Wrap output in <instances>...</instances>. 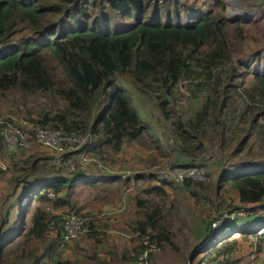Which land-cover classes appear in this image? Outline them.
Returning a JSON list of instances; mask_svg holds the SVG:
<instances>
[{"label": "trees", "instance_id": "1", "mask_svg": "<svg viewBox=\"0 0 264 264\" xmlns=\"http://www.w3.org/2000/svg\"><path fill=\"white\" fill-rule=\"evenodd\" d=\"M185 2L0 0V92L36 95L51 103L38 107L37 119L12 127L27 134L43 129L89 135L91 139L82 148L105 166L61 172L52 165L54 153L39 147L12 152L0 143V162L5 165V169L0 167L4 172L0 174V204L5 201L2 212L0 206V264H47L55 251L69 258L70 247L83 234L93 240L90 255L97 257L94 249L102 245H96L92 232L97 227L95 218L74 211L69 199L79 186L96 189L117 182L154 180L152 193L177 184L198 196L193 187L204 182L176 183L145 172L122 179L106 172L108 160L121 157L124 148L141 141L158 152L157 159L170 158V166L204 168L208 145L221 152L228 139L241 138L226 161L211 157L218 172L215 184L207 190H214L225 203L232 196L250 207L229 208L227 204L226 215L242 210L246 216L235 217L216 230L211 224L224 212L204 221L205 237L190 252L189 260L195 264H249L253 248L264 250V240L255 246L251 242L264 228V48L255 53L244 51L249 41L256 40L249 17L228 21L221 12L188 9ZM216 2L223 10L221 0ZM261 14L263 18L264 11ZM246 79L249 83L243 86ZM187 107L190 113L183 120L180 116ZM153 109L163 116L160 124L148 119L147 113ZM166 121L171 139L167 144L173 145L172 139L179 144L169 156L156 134V127ZM7 126L0 124V131ZM23 159H27L25 168L18 167ZM48 193L56 198L54 204ZM126 194L121 201L125 202ZM206 194L204 199L209 201ZM33 202L41 206L30 213ZM47 203L44 212L41 207ZM53 205L85 219L83 233L64 248L47 244L37 256V250H25L22 241L43 240L45 231L54 227L53 243L59 246L65 213L48 211ZM214 206L217 212L220 206ZM103 212L102 219L107 220V211ZM162 221V210L157 207L136 221L135 232L170 245V231L159 228ZM236 233L242 240L231 238ZM141 239L137 248H131L132 256L114 250L120 254L95 264H134L144 252L148 263L149 248ZM125 248L131 250L129 244Z\"/></svg>", "mask_w": 264, "mask_h": 264}, {"label": "rangeland", "instance_id": "2", "mask_svg": "<svg viewBox=\"0 0 264 264\" xmlns=\"http://www.w3.org/2000/svg\"><path fill=\"white\" fill-rule=\"evenodd\" d=\"M184 1L186 0H181V2ZM251 1L253 0H221L224 6L223 10H221L220 5L216 4V0H187L184 4L189 5L188 9L198 8L203 11L212 9L213 11L221 12L222 16L225 17V11L229 6L240 7L244 10V12L245 10H250L249 14L252 12L257 14L258 10H262L261 7L264 6V0ZM248 5L250 7H248ZM183 15L184 14H182V16ZM248 17L251 18L252 16L248 15ZM254 24H259L257 26L259 35H257L255 41L248 42V45L244 50L246 54L255 53L256 51L261 52L264 48V30L261 29L264 28V20L259 18V20L255 21ZM120 25L123 27L122 24ZM20 35L23 36L25 33L23 32ZM235 54L239 56V53ZM252 68H254V66H252ZM248 83L249 79H246L243 86H247ZM43 104L51 103L47 99L36 95L19 94L18 92L11 90L0 92V124H5V126H15L27 123L31 119H37L39 113L38 107ZM183 104L184 103L181 99L180 106ZM187 111L190 113L189 107L185 108L180 118L184 120V114ZM159 112V110L155 109L150 110L147 113V116L149 117L148 119L152 122H154V120H158V124H160L163 116ZM193 114L194 113H192V115ZM167 122L168 121L163 122V126L161 127H156V134H158L160 140L164 144L166 155L169 156L174 151V148L179 146V144H177L173 139L172 141L175 144H167V140H171L169 138L167 128L165 127ZM240 139L241 138L228 139L225 143L227 150L223 149L221 152L219 149L214 148L211 145L207 146L206 158L208 164L205 165V162L203 163L209 176L207 180L201 184L202 186L195 185L193 187V192L198 194L197 197H194L191 192L181 189L182 186H178L177 184H167L163 187V191L152 193L150 190L156 184L154 180L146 181L138 179L137 181L131 182V184L117 182L109 187L103 186L96 189L88 186L77 187L69 198L71 202H73V210L77 213L80 212L81 214L86 215L85 218H95L93 221H96L95 225L97 227L95 231L92 232L94 235L96 234V245H102V248L98 249L95 247L94 250L97 252V257L91 256L94 242L87 236V234H83V236L76 240L70 247L71 255L69 258L54 250V253L57 255L54 254L52 260H50L47 264H95L98 260L102 261V259H109V261H111L112 255H115V253L120 254L114 250H118L122 253H128L129 256H132L131 254L134 253L132 252L133 247L137 248L138 243H140L139 238H142L141 241L144 240L146 246L149 248L147 250L149 254L148 264H195V261L192 263L191 260H189L191 257L190 252L196 245L201 243L205 237L202 234V229L206 226L204 221L215 218L218 214L223 212L224 215L219 218H224L229 211V209H226L227 204L229 208L230 206L246 209L250 207L240 205L233 199L232 196L228 197L227 202L225 203L221 200V197L214 194V190L213 192H209L207 190L212 182L215 184L218 172V169L216 167L213 168L211 165V157L214 156L219 158L221 156L220 158L226 161L228 159V154L236 148ZM157 153L158 152H156L154 148L149 147L147 143H143V141H141V143L129 146L128 149L124 148L122 150L121 157H119V155L113 157L112 160H108L107 163H109L110 166L107 167L106 172L110 174H117L121 176L122 179H126L133 173H149L154 167L170 165V158L168 160L157 159V157H159ZM41 158L46 157L41 156ZM26 160L27 159L20 160L17 166L25 168L24 162ZM2 165L4 168L5 165L3 163ZM0 174H4V172L0 171ZM8 180L9 177L5 179V186L7 185ZM11 191L12 190L7 191L6 194H10ZM125 193L127 194L124 197L125 202H123L121 200ZM203 193L207 195L209 201L204 199ZM213 199L214 204L211 205ZM4 203L5 201L3 200V203L0 204V206L2 205L1 212L4 210ZM222 203L223 205H221ZM215 204L220 206L218 207L217 212L214 210ZM38 206L40 207L41 205L33 202L32 207L30 208V213H33L35 208ZM46 206H49V204L47 203L45 207L43 205L41 207L44 212L46 211ZM157 207L162 210L163 216V221L160 223L159 228L170 231V245L166 242L159 244L155 238L142 236L139 231L138 233L135 232L138 230L134 229L136 221L142 218L146 213H151L153 210H156ZM50 208L53 212H56L59 215H64V213L66 214L65 210H68L66 208L58 209L54 205L50 206ZM58 211H60V213H58ZM103 211H107L106 215L109 216L107 220L102 219V216H105ZM54 230V227L47 229L43 240L30 239L27 243L26 240H23L21 246L25 250H37V256L44 252L43 247L47 244L58 248V242L57 245L53 243L54 238L56 237ZM197 231H199L200 235L197 234ZM152 233L156 234V231ZM234 236L235 235H233V237L231 236V238L233 239ZM231 238L229 240H231ZM237 239L242 240L240 237ZM115 241H117L120 246L115 245ZM53 244L55 246H53ZM128 244L130 245V249L132 248L130 251L125 248ZM108 251H110L111 254H108ZM251 254L252 253H250V255ZM14 264H25V261ZM200 264H205V262L200 261Z\"/></svg>", "mask_w": 264, "mask_h": 264}, {"label": "built area", "instance_id": "3", "mask_svg": "<svg viewBox=\"0 0 264 264\" xmlns=\"http://www.w3.org/2000/svg\"><path fill=\"white\" fill-rule=\"evenodd\" d=\"M168 1L181 2V0ZM225 13V17L228 19L237 18L242 15L248 17L239 7L234 6H229ZM251 19H254V17H251ZM90 139L89 135L81 136L75 132H62L60 130L35 129L32 134H27L25 130L10 125L0 131V143L9 151L16 152L21 150L31 152L35 147H39L55 154L52 159V165L55 168L61 172L68 171L70 173L85 170L90 166H94L98 170L105 168L102 160L89 156L87 149L82 148L83 144ZM0 167L3 168L1 162ZM149 173L165 181L176 183L185 181L203 183L207 180L205 169L198 167L164 165L154 167ZM47 198L52 204L56 202V198L52 193H48ZM47 210L53 212L50 207ZM244 216H246L244 211L237 210L233 214L225 215L224 218H220L212 223V229L216 230L223 224L232 223L235 217L240 218ZM85 221V219L78 218L73 213L63 216L60 248H64L83 233ZM234 235L238 236V234ZM258 240H264V228L257 231L251 238L254 246ZM146 259V252L139 254L134 264H148Z\"/></svg>", "mask_w": 264, "mask_h": 264}, {"label": "crops", "instance_id": "4", "mask_svg": "<svg viewBox=\"0 0 264 264\" xmlns=\"http://www.w3.org/2000/svg\"><path fill=\"white\" fill-rule=\"evenodd\" d=\"M254 1V0H253ZM253 1H251V2H253ZM248 7H250L249 5H248ZM261 9L264 11V6L263 7H261ZM243 10V9H242ZM262 10H258V13L256 14V13H254V12H252L251 14H249L250 13V10H245V13L247 14V15H251L252 16V18L254 17V19H250V20H252V25H253V27H254V36H255V38H257V35H259L258 33V31H257V26L259 25H256V24H254V22L255 21H257V20H259V18L261 19V20H264V17L263 18H261V16H262V14H261V12H263ZM244 11V10H243ZM262 30H264V28H261ZM259 37V36H258ZM239 236H237V235H235L234 236V238H238ZM115 243L116 244H118L119 246H120V244L117 242V241H115ZM263 249H261V251H262ZM261 251H259L257 248H253L252 250H251V256H250V260H249V264H264V250L261 252Z\"/></svg>", "mask_w": 264, "mask_h": 264}, {"label": "water", "instance_id": "5", "mask_svg": "<svg viewBox=\"0 0 264 264\" xmlns=\"http://www.w3.org/2000/svg\"><path fill=\"white\" fill-rule=\"evenodd\" d=\"M228 21H237V18L227 19Z\"/></svg>", "mask_w": 264, "mask_h": 264}, {"label": "clouds", "instance_id": "6", "mask_svg": "<svg viewBox=\"0 0 264 264\" xmlns=\"http://www.w3.org/2000/svg\"><path fill=\"white\" fill-rule=\"evenodd\" d=\"M240 8V7H239ZM241 10H242V8H240ZM243 11V10H242ZM244 12V11H243ZM245 13V12H244ZM243 16V15H242ZM242 16H238L237 17V20L240 18V17H242ZM228 19V18H227ZM230 19H232V18H230ZM251 19V18H250Z\"/></svg>", "mask_w": 264, "mask_h": 264}]
</instances>
